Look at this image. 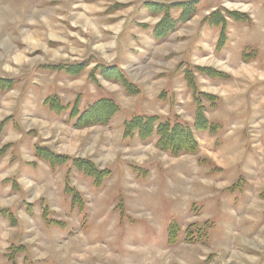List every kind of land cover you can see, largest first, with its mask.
<instances>
[{
	"label": "rangeland",
	"instance_id": "374dc122",
	"mask_svg": "<svg viewBox=\"0 0 264 264\" xmlns=\"http://www.w3.org/2000/svg\"><path fill=\"white\" fill-rule=\"evenodd\" d=\"M193 3L190 18L153 36L167 11L177 19ZM214 10L225 29L207 24ZM79 63L77 75L52 67ZM112 65L138 93L102 70ZM0 80V264H264V0H0ZM194 93L215 135L194 131ZM53 95L66 107L58 115L44 104ZM103 97L118 109L107 124L68 119L75 103ZM138 115L187 124L195 154L172 155L155 135L124 138ZM42 147L111 175L96 187L39 157ZM205 222L206 239L187 242Z\"/></svg>",
	"mask_w": 264,
	"mask_h": 264
},
{
	"label": "trees",
	"instance_id": "16d2710c",
	"mask_svg": "<svg viewBox=\"0 0 264 264\" xmlns=\"http://www.w3.org/2000/svg\"><path fill=\"white\" fill-rule=\"evenodd\" d=\"M181 3V2H180ZM155 4V5H153ZM153 8L163 10H167L171 8V3H153ZM185 5L186 3H181ZM196 12V8L193 4H189L187 8L181 13V15L177 19H172L170 17V13L167 11V16L163 17V22L153 31V36L155 37V33L159 36L164 37L168 33V29L175 27L178 24H182L184 20L190 18L193 13ZM230 15V16H229ZM227 17L232 18L234 21L248 23L247 18L242 14L229 13ZM226 15H222L218 12V10H214L212 13L205 18L207 24L212 27L220 26V29H225L226 25ZM168 27V29H166ZM163 33V34H161ZM162 37H160L162 39ZM221 42H224V38H222ZM244 56V55H243ZM84 63H79L76 65H52L53 68H61L64 69L69 74L77 75L79 71L84 66ZM84 68V67H83ZM104 72H109L110 74L115 76V79L119 80L128 94H136L138 93V89L128 81L124 76H121L122 70H120L116 66H104L102 69ZM195 71L198 73H202L203 75L212 78V79H220L222 76H217L212 73V69L208 68H195ZM121 72V73H120ZM117 75V77H116ZM186 80L187 85L190 90L195 91V82L193 80L192 73H187ZM218 78H215V77ZM7 81L0 80V89L5 90V85L9 87ZM9 82V81H8ZM11 83V81H10ZM205 96V100L214 102L213 96L203 95ZM44 104L48 107L50 112L56 113L57 115L65 110L64 107L58 97L56 95L48 96ZM194 131H206L211 135H215L218 131L219 125L214 122H209L204 117L205 112V104L202 101V96L194 93ZM118 111L116 103L109 97L99 98L94 101L92 104L88 105L84 110L78 111L77 104L70 109L68 113V119L73 120L74 126L84 127V126H92L95 124H107L114 113ZM176 121V122H175ZM171 122L166 119V121L161 122V119L158 116H147V115H138L134 116L124 124L123 137L130 138L137 136L139 140L146 141L151 139L152 136H157L159 139V148L165 151L170 152L172 155H180V154H195L197 150V142L195 140V136L193 131L190 130L189 126L185 123H181L178 120ZM157 127H155V125ZM40 154L39 157L44 158V160L48 161L51 165H54L55 161L57 163H68L72 165L77 173H82L84 176L90 178L94 186L99 187L102 185L103 180L110 176L111 172L109 169H100L89 159L78 158V157H70L67 155L56 154L50 149L46 147H42L39 149ZM68 169H70L68 167ZM66 193L71 197V204L77 206L78 208H82V201L79 193L72 187L67 186ZM211 225L206 222L200 226L193 225L188 233H186V241L187 242H203L207 237L208 228ZM178 225L175 221H171L169 223V227L167 229L168 244L175 243L178 239Z\"/></svg>",
	"mask_w": 264,
	"mask_h": 264
},
{
	"label": "crops",
	"instance_id": "0c3cea01",
	"mask_svg": "<svg viewBox=\"0 0 264 264\" xmlns=\"http://www.w3.org/2000/svg\"><path fill=\"white\" fill-rule=\"evenodd\" d=\"M121 65H122V64H121ZM121 67H122V66H120V65L118 66V68H119L120 70L124 69V68H121Z\"/></svg>",
	"mask_w": 264,
	"mask_h": 264
},
{
	"label": "bare ground",
	"instance_id": "6f19581e",
	"mask_svg": "<svg viewBox=\"0 0 264 264\" xmlns=\"http://www.w3.org/2000/svg\"><path fill=\"white\" fill-rule=\"evenodd\" d=\"M83 20V19H82ZM89 28H91V27H89Z\"/></svg>",
	"mask_w": 264,
	"mask_h": 264
}]
</instances>
